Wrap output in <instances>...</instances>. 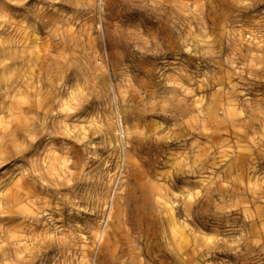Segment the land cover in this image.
<instances>
[{
	"label": "rangeland",
	"instance_id": "rangeland-1",
	"mask_svg": "<svg viewBox=\"0 0 264 264\" xmlns=\"http://www.w3.org/2000/svg\"><path fill=\"white\" fill-rule=\"evenodd\" d=\"M31 1L14 11L0 0V28L34 7ZM102 1L113 10L102 14ZM179 2L191 10L202 6L200 24L191 28L184 14L149 0L57 2L56 11L46 6L57 16L74 17L63 36L75 53L70 65L79 73L88 110L84 116L69 111L67 122L79 131L101 130L85 146L55 128L53 117L30 115L36 134L17 146L7 133L13 124L4 119L0 137L8 151L0 156L1 192L34 191L35 197L27 206L31 212L3 202L8 212L0 215L1 246L26 236L35 244L23 255L34 256L29 264H132L133 252L144 264H264V219L256 217L257 207H264V0ZM116 23L114 29L107 25ZM119 65L137 76L118 78L112 70ZM164 76L188 84L190 101L196 95L208 100L219 82L238 98L239 126L213 145L203 169L193 157L209 146L207 139L188 135L186 124L172 119L168 85H156ZM116 107L124 141L112 131L119 125ZM52 163L55 173L46 168ZM149 180L168 187L178 211L188 206L184 218L193 236L186 263L170 245L166 213L152 199ZM137 236L151 240L135 241ZM16 259L5 250L0 264Z\"/></svg>",
	"mask_w": 264,
	"mask_h": 264
},
{
	"label": "bare ground",
	"instance_id": "bare-ground-1",
	"mask_svg": "<svg viewBox=\"0 0 264 264\" xmlns=\"http://www.w3.org/2000/svg\"><path fill=\"white\" fill-rule=\"evenodd\" d=\"M8 1L9 3L6 6L15 11L14 6L23 5L27 0ZM74 1L32 0L34 7H28L24 11L21 10V15L17 18H21L22 23H18L15 16H13L12 22L7 29L2 30L0 28V126L2 127V122L5 118L10 119L9 122L13 126L7 133L13 136V142L17 146L21 145V143H29L36 134L34 123L29 118L30 115H36L40 118L53 117L55 119L53 122L55 128L60 126V132L78 141H84L85 146L92 144V140H87L98 129L101 130V128L96 127L89 132L87 129L81 130V132L67 122L69 111L77 109L82 114L81 116H84V112L88 110L84 101L86 95L83 93L84 88L79 78V73L77 71L74 72L70 65L75 53L72 52L71 46L66 43L63 36L64 31H66L64 26L68 24L73 26L74 17L58 15V18L55 13L49 12L46 6H52L56 11L57 2L72 3ZM149 1L158 5L172 6L171 9L173 11L185 15L191 28L194 27V24H200L202 21L198 12L202 9V6L198 3L195 4V10H191L188 5L180 3L179 0ZM100 9L102 14L113 10L108 3L103 1L100 3ZM61 22L63 27H61ZM1 24L2 22L0 21V26ZM107 25L111 29L118 27L117 23ZM45 30H50V32ZM79 70L82 71L83 68H79ZM112 71L118 78L124 80L133 79V76H137L133 70L124 65L116 66ZM160 83H166L168 92L172 94L170 97L172 119L175 122H184L189 128L190 133L188 135H192L195 138H199L202 135L206 137V144H209V146H200L193 157V162L199 169L205 168L211 160L210 150L213 145H216L224 135L235 133L233 131L234 128L239 126L237 96L233 91H230L231 89L228 90L230 92H226L227 89L224 83L219 82L215 84V89H213L214 91L208 100L205 99V96L197 98L196 95L194 100L190 101L191 88L180 77L164 76V80H159L156 85ZM147 85L150 84L147 83ZM232 88L234 89V86ZM22 104H27L28 106L25 108ZM113 111L119 116V125H116L112 131L119 140L122 138V141H124L127 131L124 123H122L120 108H113ZM220 112H223L222 116H219ZM218 117H222V119L218 120ZM59 118L65 120L63 122L64 125L57 124L56 120ZM94 124L99 125L100 123L95 122ZM185 135L183 134L182 136L184 137ZM2 140L3 137H0V156L8 151V147ZM204 155H208V157L204 158ZM186 159L190 161L192 158L187 157ZM241 164L244 167L243 159ZM46 168L51 173H55L58 170L53 163L48 164ZM146 185L150 189L153 196L152 199L160 206V211L166 213L164 218L170 226V234L172 235L168 236L170 245L176 247L179 259L186 263L192 243L191 236H193L191 229H188V221L184 218L189 216L188 206L178 211L173 205L175 202L174 197L168 187L157 183L155 180H149ZM2 194L0 188V215L3 212H8L3 202L10 208L18 207L20 211L25 208L23 211L31 212L27 206L34 202V191L14 189ZM263 210L264 207H257L258 216L256 217L260 220L264 219ZM3 233H5L4 229H0V238ZM144 237L146 241L151 240V236H137L135 241ZM135 241L133 240V242ZM33 245L35 244L30 242L26 236H18L11 240L8 247L0 245V256L5 250L13 251V253L17 254V262L13 264H29L34 262L32 261L34 256L23 255L27 251L32 250ZM125 254L123 250L117 261L125 257ZM133 255L135 257L130 259L132 264H144L142 254L133 252ZM10 257L13 256L10 255ZM83 264H87V262L84 261Z\"/></svg>",
	"mask_w": 264,
	"mask_h": 264
}]
</instances>
